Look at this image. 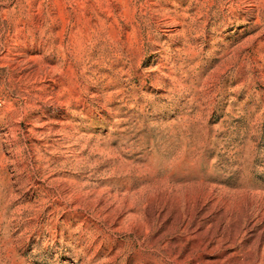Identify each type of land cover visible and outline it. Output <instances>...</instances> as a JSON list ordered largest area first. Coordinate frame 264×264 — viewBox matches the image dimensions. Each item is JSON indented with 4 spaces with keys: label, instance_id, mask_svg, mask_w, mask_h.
Wrapping results in <instances>:
<instances>
[{
    "label": "rangeland",
    "instance_id": "rangeland-1",
    "mask_svg": "<svg viewBox=\"0 0 264 264\" xmlns=\"http://www.w3.org/2000/svg\"><path fill=\"white\" fill-rule=\"evenodd\" d=\"M263 252L264 0H0V264Z\"/></svg>",
    "mask_w": 264,
    "mask_h": 264
},
{
    "label": "bare ground",
    "instance_id": "bare-ground-1",
    "mask_svg": "<svg viewBox=\"0 0 264 264\" xmlns=\"http://www.w3.org/2000/svg\"><path fill=\"white\" fill-rule=\"evenodd\" d=\"M262 219V218H261ZM260 220V219H259ZM258 223V222H257ZM261 235H263L262 233H261ZM264 253V252H263Z\"/></svg>",
    "mask_w": 264,
    "mask_h": 264
}]
</instances>
